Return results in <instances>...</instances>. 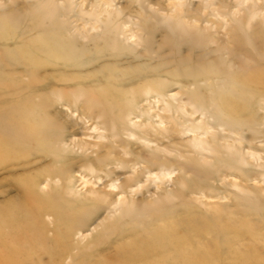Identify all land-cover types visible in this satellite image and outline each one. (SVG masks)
<instances>
[{
  "label": "rangeland",
  "instance_id": "374dc122",
  "mask_svg": "<svg viewBox=\"0 0 264 264\" xmlns=\"http://www.w3.org/2000/svg\"><path fill=\"white\" fill-rule=\"evenodd\" d=\"M43 46L72 51L62 62L41 53ZM115 54L118 58L110 59ZM98 59H110L109 66L95 62ZM97 72L122 80L109 87L107 76ZM138 75L147 82H132ZM61 78L68 81H58ZM107 89L122 96L110 91L105 97ZM149 89L152 95L168 97L159 104L166 109L160 111L165 123L152 121L167 129L159 136L163 145L146 151L143 141L128 138L126 132L118 139L132 144L110 154L103 145L114 141L108 138L107 124L99 131L84 128L100 121L92 114L97 108L86 110L84 100L94 96L105 110L115 99L123 106L146 108L147 103L134 96ZM60 96L74 98L70 104L78 110L76 116L56 100ZM17 100L47 107L49 146L47 154L36 151L0 164V203L16 200L0 207V223L4 211L21 205L0 229V244L17 231L29 238L20 248L30 250L36 238L44 252L37 264H184L167 259L179 256L172 248L146 262L133 260L140 251L136 238L184 219L204 229L198 238L193 235L186 253L205 262L190 264H264V0H0V109ZM149 100L154 104L158 99ZM116 108H111L112 122ZM237 115L245 122L233 123L230 117ZM200 125L210 128L208 136L184 132ZM97 134L107 137L97 139ZM193 138L207 141L208 150ZM71 140L75 147L68 145ZM82 141L90 142L82 145L84 156ZM127 149L159 153L170 160L174 173L148 177L136 193L125 196L126 210L109 213L108 203L98 204V193L91 191L104 187L94 175L127 183L133 177L130 166L122 168L112 160L125 157ZM50 151L65 160L56 163ZM105 156L111 158L99 161ZM71 163L73 171L60 177L62 166ZM44 167L54 172L56 181L43 173L41 199L24 197L29 176ZM80 173L92 177L96 187H84ZM48 202L55 207L49 215L44 213ZM161 207L175 210L172 219L158 221ZM72 218V223L66 221ZM185 226L179 224L180 233ZM128 244L134 247L120 249ZM68 255L75 261H60Z\"/></svg>",
  "mask_w": 264,
  "mask_h": 264
},
{
  "label": "bare ground",
  "instance_id": "6f19581e",
  "mask_svg": "<svg viewBox=\"0 0 264 264\" xmlns=\"http://www.w3.org/2000/svg\"><path fill=\"white\" fill-rule=\"evenodd\" d=\"M133 37V36H132ZM116 42L118 39L115 40ZM41 53L46 54V55H54L58 57L59 61L65 62L64 57L65 55H71V49L68 47H61L58 46L56 48H47L45 46L40 47L38 49ZM60 56V57H59ZM116 60L118 58L117 54H115L113 57H110V59ZM110 59H98L95 62H102L103 64H108L106 66H109V61ZM106 61V62H105ZM15 62V61H14ZM19 65V64H18ZM28 71V70H27ZM32 71V70H31ZM251 72V71H249ZM32 73V72H31ZM30 73V74H31ZM97 76L103 75L107 76V78L110 81V84L107 86L111 87L113 84L112 82H121L122 79L118 77L111 76L109 74H105V72H97L94 73ZM139 76V75H138ZM174 76V75H173ZM133 77V75L129 78ZM146 76H139L132 82H147L145 81ZM106 81V79L104 78ZM58 81H68L66 78H61ZM152 89V88H151ZM151 89L146 90L145 94H141L134 96V99L138 100L141 98V100H137L138 102H143L145 101L146 108H139V105H128V106H123L120 104L119 101L115 99L114 104H110L108 110H105L101 103L99 102V99H97L94 96H89L84 100V105L87 104L86 110L92 111L94 107L97 108L99 112L92 114L96 115V119L99 118V122H94L91 127H86L84 125V128H87L89 130H94V131H99L102 130L103 128L100 126L101 124H107L109 127H105V129L109 132L108 138L114 139L113 142H105L103 145L105 148L110 150V154L116 152L115 148H119V146H127L132 144V141L130 142L129 140H124L122 138L118 139L120 135L123 134H129L128 138L132 137L135 138L137 142L143 141L144 143L142 144L143 148L147 149L146 151H149L148 149H155L157 147L162 146V139L159 137L161 136L164 131L166 132L167 129H161L159 126L156 125V123H153V119H159V124H164L165 123V117L160 115V111H166V109L161 107L159 104L163 101H167L168 97L163 93H157V94H150L152 91ZM110 91H113L115 94L122 96L121 93L115 89L112 90H104L103 95L105 97L109 96L108 93ZM126 92H124L125 94ZM93 95V94H92ZM42 96V95H39ZM148 96V97H145ZM18 98V96H15ZM154 97L156 102L154 104L150 103L149 98ZM16 98V99H17ZM174 98V97H173ZM48 100L46 97H43L42 100ZM74 98H62L60 96L58 99H56L62 106H66L71 110L73 116H76V113L78 110L73 109L71 106V102ZM106 99V98H104ZM69 101V102H68ZM34 104V103H26L22 104L20 100L17 102H14L11 104L9 107H5L0 109V164L4 162H11L17 160L20 155H26V154H32L35 153L36 151H41L43 154H47L48 151H46L49 146L47 139H46V109L47 107L42 110V104ZM139 103V104H140ZM90 105V106H88ZM115 106H119V108H116L118 110L117 113L113 117L115 118V122H112L110 120V117L112 116V107L114 108ZM143 106V105H142ZM146 109L148 112H145ZM156 110V111H154ZM84 113V112H83ZM47 114V113H46ZM147 114V115H146ZM235 114V113H234ZM231 114V115H234ZM49 116V115H48ZM236 116H231L230 119L233 123L235 124H240L243 120V123L245 122L246 119H241L239 115ZM32 117V118H31ZM81 118V117H80ZM77 118V119H80ZM31 119V121H30ZM141 120L139 123L131 124L133 120ZM91 121V120H89ZM120 122V123H119ZM75 125H78L79 122L76 120L73 122ZM242 123V124H243ZM238 124V125H239ZM145 127V128H144ZM104 129V130H105ZM141 131H140V130ZM209 129L210 128H204L202 125L197 126V127H189L185 128L184 132H190L197 134L198 136H208L209 135ZM149 132V133H148ZM101 133V132H100ZM96 136V135H95ZM152 137V139L150 137ZM89 137L92 138V135H89ZM107 135L104 134H97V139H104L106 138ZM50 139V138H49ZM196 142V144L202 149V150H208L207 148V141L202 140L200 138H193ZM115 143L117 145H115ZM136 143V142H134ZM149 143H154L155 147L149 146ZM90 142L87 141H82L80 144V149H82V145H88ZM129 144V145H128ZM147 144V145H146ZM69 146H76V141L71 140L68 143ZM100 145V144H96ZM141 145V144H140ZM117 146V147H116ZM169 148V147H167ZM145 151V150H144ZM142 150L139 151L138 154H135L134 150L132 149H127V151H124V154L126 155L123 158H114L112 160H115L117 162H113L114 164H120L121 167L123 166H130L133 177L128 179L127 183L122 182L119 183V179H104L103 177L99 175H94L96 180H103V186L99 187L100 189L98 190H91L93 193H98L96 201H98V204L103 205V202H107L108 205L105 206L106 209L109 208V213H115L118 210H124L125 206L128 204L126 203V195L127 194H134L136 193V187H140L142 183H145V181H148V177H171V175L174 173V170L170 169V160L167 158L162 157L159 153H154V152H148L146 154V151L144 152ZM50 153L53 155V160L57 163L59 161H64L65 159H62L59 154L55 151H50ZM73 153V158L76 159L78 157L77 152H72ZM109 154V155H110ZM85 155V151L82 149V154ZM202 156H204V153H202ZM43 157H46L43 155ZM69 157V156H68ZM82 157V156H80ZM70 158V159H71ZM111 158V156H105L101 160L104 159L107 160ZM41 158L37 160V162H40ZM74 164L77 161H73ZM230 162H226L227 167H231L232 164H228ZM74 164H69L68 166H62L61 170V176L63 177L66 176V172H70L69 170L73 171ZM14 167V166H13ZM119 168V167H117ZM18 169V168H17ZM48 172L49 175L48 177L52 180L56 181L57 176H54V172L52 173L49 171L48 167H44L42 169H36L32 173V175L29 176V182L28 186L23 189V196L28 198L31 197V199L38 200L41 197V192L39 191L38 187L41 185L39 178L44 176L43 173ZM109 174H112L109 172ZM23 175V174H22ZM93 176V177H94ZM110 175H107V178ZM80 178L81 181L84 185V187H88L89 185L93 186V188L96 187V183L92 182V177L91 179L88 178V175H85L84 173H80ZM68 179V177L66 178ZM67 181V180H66ZM98 188V187H97ZM144 189H148V187H145ZM143 189V190H144ZM159 189V188H158ZM139 193V192H138ZM126 196V197H125ZM125 197V199H122ZM41 199V198H40ZM16 200L14 198H10L8 201L5 203H0V207L3 206V204H12ZM95 201V203H96ZM58 202V201H57ZM18 204V203H17ZM156 204V203H155ZM160 204V203H159ZM97 204H93L92 206H96ZM158 205V204H157ZM30 207V206H29ZM24 209L27 208L23 206ZM55 207L53 206L52 203L48 202V206L44 209V213L48 214L49 212L52 213V210ZM21 209V205H15L13 209H9L8 212L4 211L3 217L1 218V223H0V229L3 230V227L5 228V225L8 224V219H14V216L18 214L19 210ZM62 209H65L67 211L68 209H71L74 211V208H65L63 207ZM67 209V210H66ZM126 210V209H125ZM160 214L158 221L159 222H166L172 219V216L175 214V210L172 208L164 209L163 207L158 209ZM42 210L40 209L39 212ZM54 211V210H53ZM64 211V212H65ZM75 212V211H74ZM50 214V213H49ZM48 214V215H49ZM61 215V213L59 214ZM9 217V218H8ZM73 219L66 220L69 223L73 222ZM181 219V218H180ZM153 220V219H151ZM151 221L145 222V225H149ZM220 222V221H219ZM209 222L207 221H202L203 225L208 224ZM11 224V222H9ZM179 224H186L184 227L185 232L180 233V227ZM226 224V223H225ZM209 225V224H208ZM215 224L210 225V229H213ZM145 230V229H144ZM204 230V229H203ZM202 229H197L196 225L193 223H189L188 220L181 219L177 222L167 224L166 226H162L158 230L152 232L151 234L148 232L145 236H140L139 238H136V243L140 242V251L137 252V255H134L133 260L134 261H144L146 262L149 259H152L153 256L157 257L158 252L163 251L164 253L166 250H171L174 249L176 253L179 256H169L167 259L174 263H184V264H190L193 263V261L197 260L200 262H205L204 257L202 258H195L193 254L186 253L189 249V247L192 246L194 243V240H192L193 235H195L194 238H198V234L203 235ZM1 234V232H0ZM197 236V237H196ZM149 237V238H148ZM151 238V239H150ZM29 238L27 236H20L17 231H13V233H10V237L8 240V243L4 242L3 244H0V263H7V264H37L40 263L41 261L44 260V252H42V249H39L38 243L39 241L35 238L33 245H30V250H23L20 248V245L22 242H28ZM8 245V246H7ZM198 245V244H197ZM3 247V248H2ZM129 247H134L133 244H128L120 247V249L128 248ZM181 251V252H180ZM196 251V250H195ZM172 253V252H170ZM156 254V255H155ZM175 254V252H174ZM183 254V255H182ZM49 259H53V254L52 252H48L46 254ZM198 256V255H197ZM160 257V256H159ZM74 260V258H71V255H68V257H60V261L64 262L65 260ZM71 260V261H72Z\"/></svg>",
  "mask_w": 264,
  "mask_h": 264
}]
</instances>
